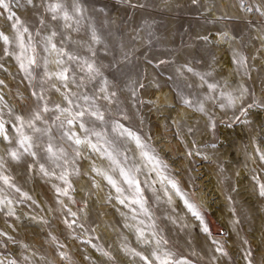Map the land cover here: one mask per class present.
<instances>
[{"label":"rangeland","instance_id":"obj_1","mask_svg":"<svg viewBox=\"0 0 264 264\" xmlns=\"http://www.w3.org/2000/svg\"><path fill=\"white\" fill-rule=\"evenodd\" d=\"M5 2L10 9L0 8V33L9 38L3 46L0 40V211L5 212L0 222V264H145L135 253L147 257L150 264H159L153 253H168L171 264H244L240 256L247 264H262L259 256L264 255V242L258 251L242 199L249 200L245 196L251 195L264 207L259 192L264 184V29L259 31L264 28V0ZM255 11L260 14L257 19L251 18ZM10 14L13 19H8ZM222 46L239 64L250 98L236 115L235 100L230 106L228 100L222 103L216 96L223 85L216 81L223 75L218 61ZM29 58L35 63L29 65ZM21 62L28 73L21 69ZM61 72L66 79L60 78ZM209 74L215 76L213 81ZM149 77L164 83L181 107L199 113L186 132L168 117L164 127L172 130L175 141L155 140L152 135L149 108L153 103L146 95ZM207 101L208 111L204 108ZM223 105L227 113L221 119L217 111ZM93 113L102 114L103 119ZM186 119L179 115L178 124ZM125 130L139 137L140 144ZM69 136L89 143L77 145ZM131 141L138 144L135 150ZM225 148L227 156H222L219 151ZM196 154L205 158L198 160ZM227 157H234L238 169L226 167ZM179 158L188 163L182 167L189 176L186 185L176 163ZM204 165L206 172L216 175L231 203L228 209L240 230L233 244L213 212L219 208L217 194L210 196V188L199 194L201 185L194 172ZM240 168L253 172L251 184L245 182L243 197L237 188ZM121 169L135 178L134 184L125 181ZM160 176L181 200L173 206L160 198ZM117 177L125 181L124 186ZM37 179H46L48 196L32 191L29 183ZM170 182H175L180 195ZM99 186H105L110 195L98 199ZM185 200L194 206L199 219ZM104 203L120 209L114 217L120 222L102 219ZM180 204L185 206L181 217L175 211ZM204 243L207 248L200 247ZM234 243L239 245L236 252Z\"/></svg>","mask_w":264,"mask_h":264},{"label":"bare ground","instance_id":"obj_2","mask_svg":"<svg viewBox=\"0 0 264 264\" xmlns=\"http://www.w3.org/2000/svg\"><path fill=\"white\" fill-rule=\"evenodd\" d=\"M34 3V2H33ZM36 4V3H35ZM53 6V5H52ZM64 7V6H63ZM46 9V8H45ZM51 9V8H50ZM223 10V9H222ZM225 10V8H224ZM3 11V10H2ZM47 12V11H46ZM6 15V14H5ZM56 15V14H55ZM46 16V15H45ZM257 17H260V14L258 12H253L252 13V17L251 18H256ZM48 26V25H47ZM56 26V25H55ZM15 28V27H14ZM72 29V28H71ZM260 29H264L262 26L261 28H259V31ZM11 30V29H10ZM42 35V34H41ZM71 35V34H69ZM258 36V40H260V36L261 35H257ZM14 37V36H13ZM43 38V37H42ZM24 39V38H23ZM47 39V38H46ZM56 40V39H55ZM13 41V39H12ZM17 41V39H16ZM39 41V40H38ZM68 41V40H67ZM81 41V40H80ZM11 42V41H10ZM31 42V41H30ZM46 43V42H45ZM235 43V42H234ZM4 42L1 43V46H3ZM17 44V43H16ZM79 44V43H78ZM67 45V44H66ZM10 47H14V42L11 43ZM81 47V46H80ZM9 49V48H8ZM20 49V48H19ZM223 49V46L219 48V51H218V61L220 62V69L222 72H223V75L222 77L221 76H218L216 77V81L217 83H221L223 82L222 84V87L221 89L219 90L220 92H218V95L217 96V100L224 103L226 102V100H228V97L229 95L232 97L233 100L236 101V103L238 104L237 108H236V112L234 115L237 114V112L239 111V109L241 108V105H243L246 101H248L250 98H249V95H248V92H247V89H246V86L243 84V75H242V71L239 67V64H237V62H234V59H233V56H232V53L231 51L227 50V49ZM224 53V55H221L220 54ZM231 53V54H230ZM235 54V53H234ZM56 58V57H55ZM41 60V59H40ZM49 60V59H48ZM56 60V59H55ZM54 60V62H55ZM45 61V60H44ZM20 62V61H19ZM14 69V68H13ZM49 69V68H48ZM25 72V71H24ZM53 72V71H52ZM28 73V72H27ZM56 73V72H55ZM29 75V74H28ZM208 76V75H207ZM211 80L213 81V79L215 78V76H213V74H209ZM233 77V79H232ZM10 78V77H9ZM53 79V78H52ZM28 82V81H27ZM51 82V81H50ZM29 83V82H28ZM21 84V83H20ZM54 84V83H53ZM13 87V86H12ZM15 90V89H14ZM25 90V88H24ZM167 87L166 85H164V83H159L156 81V79H154V77H149L148 78V84H147V89H146V95L148 98L151 99L152 101V106L149 108V112H150V123H151V127H152V135L154 137L155 140H162V139H169L171 138L172 141H175L174 138H172V130L171 129H168V128H165L164 127V124L166 123L168 117L171 118L174 126H176L177 128L179 126H181V128L184 129V131H188L190 129V126H192V124L194 122L191 123V120L193 119L196 120L195 118H200L198 117L197 115L199 114L198 112L196 111H190V110H186L185 108L181 107L180 106V101H179V104L174 100V98L172 97L171 94L167 93ZM11 91V90H10ZM12 92V91H11ZM169 92V91H168ZM26 93V92H25ZM243 93V94H242ZM25 96V95H24ZM213 96V95H212ZM21 97V96H20ZM31 97V96H30ZM25 98V97H24ZM178 99V98H177ZM23 100V99H22ZM21 101V100H20ZM39 101V100H38ZM18 102V101H17ZM22 103V102H21ZM39 103V102H38ZM208 101L206 102V104L204 105V108L206 109V111H208ZM226 105V104H225ZM15 106V105H14ZM19 106V105H18ZM33 107V106H32ZM223 108H218V114H219V118L223 119V118H226V113H227V109L225 108V106L223 105L222 106ZM37 109V108H36ZM235 111V110H234ZM24 113V112H23ZM148 113V111H147ZM185 115L186 116V121L184 124H178L179 120H178V117L179 115ZM164 115L167 116V118H164ZM196 116V117H195ZM203 116V115H202ZM31 117V116H30ZM194 117V118H193ZM3 118V117H2ZM6 118V117H5ZM22 118V117H21ZM25 121V119H24ZM165 121V122H164ZM188 122H190V124H188ZM206 122V121H205ZM15 123V122H14ZM28 124V123H27ZM31 124V123H30ZM76 124V123H75ZM194 125V124H193ZM13 126V125H12ZM32 126V125H31ZM74 126V125H73ZM199 126V125H198ZM196 127V126H195ZM29 128V127H28ZM77 128V127H76ZM70 129V128H69ZM72 129V128H71ZM223 129V128H222ZM248 129V128H247ZM250 129V128H249ZM248 129V130H249ZM182 130V129H181ZM224 130H227V132L229 131L228 129L224 128ZM70 131V130H69ZM185 131V132H186ZM18 132V131H17ZM183 132V131H182ZM227 134V133H226ZM186 135V134H185ZM80 136V135H79ZM178 136H179V131H178ZM237 136V135H236ZM241 136V135H240ZM202 139L204 136H201ZM48 138V137H47ZM131 139V138H130ZM129 139V140H130ZM133 139V138H132ZM241 139V138H240ZM123 140V139H122ZM135 140V139H134ZM165 140V141H167ZM201 140V138H198V141ZM225 140V138H224ZM238 140V139H237ZM236 140V141H237ZM124 141V140H123ZM49 142V141H48ZM55 142V141H53ZM187 142L190 143L189 139L187 138ZM6 143V142H5ZM67 143V142H66ZM89 143V142H88ZM124 143V142H123ZM127 143V142H126ZM133 142L131 141V144ZM14 144V143H13ZM57 144V143H56ZM164 144V143H163ZM161 144V145H163ZM225 144V143H224ZM10 145V144H9ZM62 145V144H61ZM130 145V143H129ZM134 145V149L137 147L136 145V142L134 141L133 143ZM180 145V144H179ZM63 146V145H62ZM241 146V145H240ZM13 147V146H12ZM47 147V146H46ZM61 147V146H60ZM128 147V146H127ZM132 147V146H131ZM164 147H165V144H164ZM138 149V148H137ZM129 150V149H128ZM180 150V149H179ZM183 150V149H182ZM139 151V150H138ZM181 151V150H180ZM184 151V150H183ZM227 148L225 149H222L220 150V154L222 156H227ZM39 152V151H38ZM237 152V151H236ZM130 154V153H129ZM183 155L187 157V155L183 152ZM197 156V159L199 160H203V158H205V156H201V155H198L196 154ZM243 155V154H242ZM104 156V155H103ZM106 156V155H105ZM111 158V157H110ZM247 158V157H246ZM182 158H179L177 159L178 162H181V164H179L177 161L176 163L178 164V170L180 171V175H181V180L183 182L184 185L187 184V179L189 176H187L186 174V170L185 171H182V167H187L188 166V163L186 160L182 161L181 160ZM252 159V157H251ZM83 160V159H82ZM104 160V159H102ZM106 160V159H105ZM109 160V159H108ZM147 160V159H145ZM234 157L233 158H226V161H227V165L226 167H228L230 170L234 171L235 167L234 168ZM238 160V159H237ZM107 161V160H106ZM249 161V160H248ZM235 162V161H234ZM251 162L252 165H255V166H258L259 168V165H256L255 164V161L252 160V161H249ZM102 163V162H101ZM114 163V162H113ZM147 163V162H146ZM185 163V164H183ZM236 163V162H235ZM240 163V162H239ZM257 163V162H256ZM132 164V163H131ZM145 164V163H144ZM151 164V162H150ZM133 165V164H132ZM239 165V164H238ZM242 165V164H241ZM240 165V166H241ZM106 166V165H105ZM177 166V165H176ZM243 166V165H242ZM245 166V165H244ZM249 166V165H248ZM101 167V166H100ZM137 167V166H136ZM153 168H155V166L153 165L152 166ZM206 166L204 165V169H202L201 167L200 168H197L196 171L194 172L196 175H198V180H199V183H200V191H199V194H202L203 195V188H210V191H209V195H213V194H217V197L218 200H215L216 203L219 204V208L218 209H214L212 206H210V204L207 206L209 208H213V212L215 214V216H217L221 221V223L223 225H225L226 229H227V235L231 237V242L233 244V237H236L235 235H237L238 233L240 234V230L238 229V224L235 220V216L232 215L230 213V210L228 209L230 206L229 202L227 201V199L225 198L224 194H223V191L221 189V186L219 185L218 183V179L216 177V175L214 173H208L205 171V168ZM238 169V168H237ZM244 168H240L238 170V181H239V186L237 187L240 192H239V195L241 197H243L245 195V193L247 192L246 190V181H247V184H248V181H249V184H251V176L253 175V172L252 174L251 173H246L244 172L243 170ZM78 170V169H77ZM100 171V170H99ZM109 171V170H108ZM144 172H146V170H143ZM253 171V170H252ZM103 172V171H102ZM114 172V171H113ZM117 172V170H116ZM25 174V173H24ZM106 174V173H105ZM145 174V173H144ZM24 176V175H23ZM40 176V175H39ZM106 176V175H105ZM36 177V176H35ZM38 177V176H37ZM101 177V176H100ZM116 178V176H114ZM120 177V175H119ZM163 177V175H162ZM161 176L159 177L158 179V182H159V194H160V198L162 200L163 203L166 204V202L168 201V204H171L173 206L174 202L176 200L178 201H181L179 198H175V193L171 192L170 190V187L169 185L165 184L164 182V179L162 178ZM187 177V178H186ZM23 178V177H22ZM79 178V177H78ZM118 178V177H117ZM85 179V178H84ZM84 179H81V180H84ZM103 179V177H102ZM101 179V180H102ZM30 180V179H29ZM46 180V179H45ZM45 180H40V179H37L35 180L34 182H30L29 183V186L31 187L32 191L35 192V191H38V194H39V191H40V194L44 195V197L48 196L49 195V188L47 187V185L45 184ZM76 180V179H75ZM105 180V179H104ZM102 180V182L104 181ZM119 181V184L124 186L123 183L125 182L124 180L122 181L123 183H121V181L119 180V178L117 179ZM23 181V180H22ZM78 181V180H77ZM101 182V181H100ZM86 183V182H85ZM105 183V182H104ZM107 183V182H106ZM116 183V182H115ZM84 184V182H83ZM98 184V183H96ZM82 184H78L79 186V189L80 187H83L81 186ZM86 185V184H85ZM99 185V184H98ZM102 185V184H101ZM97 186V185H96ZM106 186V185H105ZM105 186H99L97 188L98 190V199H103L104 198V195L108 196L110 195L109 192H107ZM110 187V186H109ZM96 188V187H95ZM121 189V188H120ZM83 190V189H82ZM80 191V190H79ZM117 191V190H116ZM78 193V192H77ZM115 193V191H114ZM122 193V192H121ZM52 194V193H51ZM80 196V198L78 199H82L83 200V197L81 193H78ZM85 194V193H84ZM113 195V194H111ZM116 195V194H115ZM90 196V195H89ZM87 196V197H89ZM118 196V195H117ZM123 196V195H122ZM94 197V196H92ZM97 197V196H95ZM111 197L112 199V196H109ZM119 197V196H118ZM246 198H248L249 200H244V198L242 199V201H245L246 203V208H247V211H248V214L251 218V221H250V224L253 228V230H251V237H253V243L256 244L257 242V245H256V249L258 251H261L262 250V246L259 245L260 244H263V236H264V207H262V204L258 201L257 198L255 199H252L251 195H246L245 196ZM106 198V197H105ZM208 198V197H207ZM85 199V198H84ZM88 199V198H87ZM97 199V198H96ZM108 199V198H107ZM105 199V200H107ZM115 199V198H114ZM209 199V198H208ZM81 200V201H82ZM94 200V199H93ZM113 200V199H112ZM172 200V201H171ZM205 200V199H204ZM203 200V201H204ZM96 201V200H95ZM116 201V200H115ZM171 201V202H169ZM89 202V200L87 201ZM101 203V202H100ZM182 203V202H181ZM206 203H208V201H206ZM205 203V204H206ZM102 204V203H101ZM113 204V203H112ZM117 204V202H116ZM120 204V203H118ZM264 204V203H263ZM96 205V204H95ZM105 205V206H104ZM104 205H102L101 209H100V216L102 217V219H107V220H110V223L112 222L113 224L117 223V220L116 218L114 219V217L118 216V214L121 213L120 209H118V207L114 206L113 207L111 205L107 206L105 203ZM121 205V204H120ZM128 205V204H127ZM171 206V207H172ZM180 209L179 210H175L177 215L181 217V211L182 209L185 208L184 205H181L180 204ZM95 207V206H94ZM53 208V207H52ZM132 208V206H131ZM123 210V209H122ZM93 211V210H92ZM125 211V210H124ZM5 212L3 210L0 211V222L2 223V218L4 217V214ZM126 214V213H125ZM131 214V213H130ZM124 215V214H123ZM132 215V214H131ZM120 216V215H119ZM126 216V215H125ZM172 216V215H171ZM175 216V215H174ZM123 217V216H122ZM177 217V216H176ZM124 218V217H123ZM127 218V216H126ZM178 218V217H177ZM4 219V218H3ZM125 219V218H124ZM137 219V218H136ZM181 219V218H180ZM103 220V221H104ZM133 220V219H132ZM181 221V220H180ZM183 221V220H182ZM120 222V221H119ZM127 222V221H126ZM108 224V223H107ZM112 224V225H113ZM101 225V224H100ZM120 225V224H119ZM123 225V224H122ZM108 225H106V228ZM118 226V225H117ZM102 227V226H101ZM116 227V226H115ZM105 229V228H103ZM112 229V228H111ZM262 229V230H260ZM119 230V229H118ZM105 231V230H103ZM259 231H262V233H257ZM107 232V230H106ZM105 232V233H106ZM128 232V231H127ZM255 232V234H254ZM109 233L111 232H108V236H109ZM138 233V232H137ZM254 234V235H253ZM36 237V236H35ZM38 237V236H37ZM204 238V237H203ZM206 238H204V241L207 242L205 240ZM38 240V239H37ZM202 240V239H201ZM199 241V240H198ZM238 241V240H237ZM208 243V242H207ZM71 244V243H70ZM235 248L233 247V251L236 252L235 250L238 249V244L234 243ZM237 246V247H236ZM200 247H203V248H207V245L204 243L203 246H200ZM208 249L212 250L213 251V248L211 245H208ZM204 250V249H203ZM79 254V253H78ZM81 256V255H80ZM79 256V257H80ZM82 257H80L81 259ZM215 259H218V261L220 260V257L219 255H217V257ZM259 259L261 261L262 264H264V255H261L259 256ZM84 260V259H83ZM239 262L243 263L244 264H247L246 261L243 259V257H239ZM86 262V261H85Z\"/></svg>","mask_w":264,"mask_h":264},{"label":"snow or ice","instance_id":"obj_3","mask_svg":"<svg viewBox=\"0 0 264 264\" xmlns=\"http://www.w3.org/2000/svg\"><path fill=\"white\" fill-rule=\"evenodd\" d=\"M28 2L31 3V0H28ZM17 3H19V0H17ZM0 8H3V9H5V10H9V9H10V4H9V3H6L5 0H0ZM13 15H14V14H10V15L8 16V19H13ZM14 27H15V25H14ZM24 31H27V29H24ZM53 35H55V34L53 33ZM0 40H3V42H4L5 44H8V43H9V38H8V36L4 35L3 33H0ZM49 43H51V39H49ZM21 48H23V45H22V44H21ZM52 48L55 49V45H52ZM5 52H7V48L5 49ZM20 59H21V57H20V56H17V60H20ZM28 63H29V65H31V64L35 63V61H34V59L29 58ZM20 67H21V69L24 70L25 72L28 71V69L25 67V65H24L23 62L20 63ZM88 67H89L90 70H92V65H89ZM59 76H60V78H62V79H66V77H64V73H63V72H61V73L59 74ZM0 83H2V81H0ZM209 88H210V89H214L215 86H214V85H209ZM242 94H243V93H242ZM85 99H87V97H85ZM228 102H229V105H230V106H231V104L233 103L232 97H231L230 95H229V97H228ZM185 103H186V104H190V102L187 101V100H185ZM199 110H200V111H203V108L201 107ZM93 114L96 115V118H97L98 120H102V119H103L102 114H99V113H93ZM243 114H246V113L242 112V115H243ZM78 115L83 116L84 113H83V112H80ZM68 123L71 124V123H72V120H69ZM80 127L83 129V128H84V124L81 123V124H80ZM2 129H3V125L0 124V130H2ZM125 132H127V130H125ZM127 134H128L129 136H132V137L137 141V143L140 144L139 137H134L133 134H132L131 132H127ZM69 139H74V142H75L77 145H80L81 143H87V142H88L86 139H85L84 141H82L80 138H78V137L74 138L73 136H69ZM22 143H23V141H22ZM141 146H142V145H141ZM92 147H93V148H96V145L93 144ZM48 151H49V152H52L51 147H49ZM145 155H146V154H145ZM261 160H264V155H261ZM114 162H115V161H114ZM41 171H42V172L45 171L44 168H43V166H41ZM94 171H97V173H98L99 175H104V173L100 172L99 170L94 169ZM120 171H121V175L124 176L125 181H126L130 186H131L132 184L135 183V178H134V177H130V176L128 175V173H126V172L124 171V169H121ZM46 174H47V173H46ZM61 178L63 179L64 177H61ZM106 179L108 180V183H109V184H112L113 187H116L117 192H120V191H121V189H120L119 187L116 186L115 181H114L110 176H107ZM170 183H171L172 188L176 189L177 194L180 195V194H181V193H180V190L177 188V185L175 184V182H170ZM137 191H139V188H138V187H137ZM259 192H260V195H261V196H264V184H260V186H259ZM64 194H67L66 191H65ZM120 202L123 203V201H120ZM184 203H185V205L188 207V209H189L190 211H192L193 215L197 216V218L199 219V218H200V217H199V213L194 209V206L191 205L187 200H185ZM73 215H75V214H73ZM204 231L207 232V228H204ZM140 236L143 237V233H140ZM157 243H159V241H157ZM105 255H107V253H105ZM135 255L140 256V258H141L142 260L145 261V264H150V262L148 261V258H147V257L140 255V253H135ZM153 256L159 261V264H171L170 257H169V254H168V253H164L162 256H159V255H156V253H153ZM10 264H14V262H10Z\"/></svg>","mask_w":264,"mask_h":264}]
</instances>
